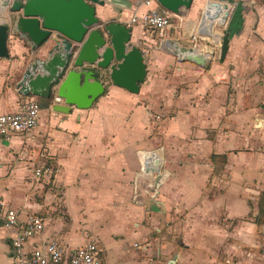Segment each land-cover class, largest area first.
Masks as SVG:
<instances>
[{"label": "crops", "instance_id": "obj_1", "mask_svg": "<svg viewBox=\"0 0 264 264\" xmlns=\"http://www.w3.org/2000/svg\"><path fill=\"white\" fill-rule=\"evenodd\" d=\"M2 1L0 24L9 15ZM213 1L228 8L208 19ZM157 7H97L101 22L131 29L146 77L137 94L107 84L89 109L69 114L52 111L61 100L20 92L29 44L9 35L0 114L26 99L40 113L33 129L0 140V199L17 215L0 228V264H14L11 238L30 214L44 228L25 241L26 254L50 241L70 253L93 240L100 264H264V1L193 0L162 33L131 23ZM178 47L207 62L181 61Z\"/></svg>", "mask_w": 264, "mask_h": 264}, {"label": "water", "instance_id": "obj_2", "mask_svg": "<svg viewBox=\"0 0 264 264\" xmlns=\"http://www.w3.org/2000/svg\"><path fill=\"white\" fill-rule=\"evenodd\" d=\"M108 0H3L9 8L6 23L0 24V58H8L9 35L29 44L31 56L18 81L24 96L61 100L52 111L69 114L71 109H89L101 97L107 84L137 94L144 82L147 65L143 52L133 43L131 29L117 21L103 23L97 7ZM173 15L190 8L193 0H155ZM227 4L209 2V10L220 13ZM212 20V17H211ZM227 22V13L220 24ZM229 33H225L219 61L226 56ZM181 61L204 66L206 57L194 48H175ZM55 102V101H53ZM148 169L149 163H144ZM175 264V260L169 262Z\"/></svg>", "mask_w": 264, "mask_h": 264}, {"label": "built area", "instance_id": "obj_3", "mask_svg": "<svg viewBox=\"0 0 264 264\" xmlns=\"http://www.w3.org/2000/svg\"><path fill=\"white\" fill-rule=\"evenodd\" d=\"M144 5L150 6L155 0H140ZM172 14L161 7L151 9L140 16L131 17V23H138L150 30L162 33L170 27ZM40 113V105L33 99L22 100L17 109L10 113L0 114V140H9L13 135L23 134L33 129L37 124ZM49 171L53 169L48 168ZM40 169L35 175H40ZM153 188V187H152ZM17 224L15 211L8 209L0 199V228L11 229ZM43 221L36 215H28L24 226L11 238L14 264H100L97 258V245L93 240H88L82 246L77 247L70 253L56 241H50L40 248L33 249L26 254L23 246L31 236L43 230ZM264 259V249L261 252Z\"/></svg>", "mask_w": 264, "mask_h": 264}, {"label": "trees", "instance_id": "obj_4", "mask_svg": "<svg viewBox=\"0 0 264 264\" xmlns=\"http://www.w3.org/2000/svg\"><path fill=\"white\" fill-rule=\"evenodd\" d=\"M261 1H264V0H261Z\"/></svg>", "mask_w": 264, "mask_h": 264}]
</instances>
